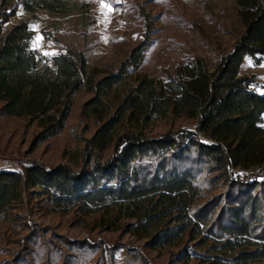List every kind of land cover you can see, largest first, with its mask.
<instances>
[{
  "label": "trees",
  "instance_id": "16d2710c",
  "mask_svg": "<svg viewBox=\"0 0 264 264\" xmlns=\"http://www.w3.org/2000/svg\"><path fill=\"white\" fill-rule=\"evenodd\" d=\"M232 1L244 26L232 50L212 70L197 57L161 79L131 71L145 35L115 68L90 67L71 49L52 56L51 69L39 68L29 22L5 27L20 4L33 8L0 0V118L33 125L34 147L63 131L83 90L79 122L92 130L71 153L78 170L35 162L0 168L3 233L29 229L35 209L39 217L68 212L91 235L119 240L47 236L48 227L35 224L0 264H111L125 236L142 246L122 264H149L147 254L160 251L168 264H264V93L238 73L245 56L264 58V0Z\"/></svg>",
  "mask_w": 264,
  "mask_h": 264
},
{
  "label": "rangeland",
  "instance_id": "374dc122",
  "mask_svg": "<svg viewBox=\"0 0 264 264\" xmlns=\"http://www.w3.org/2000/svg\"><path fill=\"white\" fill-rule=\"evenodd\" d=\"M25 1V0H22ZM33 8L28 11L23 4L5 24L8 27L19 18L29 22L33 33L30 48L40 57L39 68L51 69L50 58L66 49L81 51L90 67L102 69L117 67L130 50L143 38L148 37L142 59L131 71L155 78L173 75L177 66L200 57L209 70L214 69L220 57L229 53L236 40L244 32L238 8L232 0H26ZM53 1L58 9H48ZM240 75H251L249 85L257 93H264V58L259 64L245 56L239 66ZM89 97L83 90L76 93L71 114L63 131L51 141L30 146L34 126L25 119L0 118V168L17 169L18 163L35 162L50 168L69 164L78 170L76 157L71 155L82 145L92 130H85L79 122V110ZM191 127L190 124H176ZM179 126L178 129L183 128ZM264 126V115H263ZM162 133L166 128L158 127ZM81 138L84 141L80 142ZM239 171V176L250 174ZM38 196L34 195V199ZM34 212L28 216L30 228L35 224L46 225L47 236H66L69 239H103L112 244L119 240L115 234L88 233L70 221V213H50L44 217ZM5 222L0 216V258L6 250L15 251L16 241L29 232L3 233ZM126 248L113 251L111 264H122L124 255L132 248H141L142 242L123 237ZM5 254V256H4ZM149 264H168V252H150ZM110 264V263H108Z\"/></svg>",
  "mask_w": 264,
  "mask_h": 264
}]
</instances>
